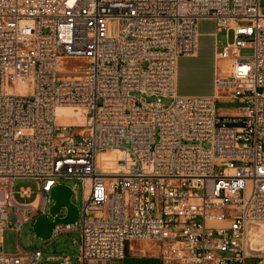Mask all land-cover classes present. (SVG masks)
I'll return each instance as SVG.
<instances>
[{"label":"built area","instance_id":"built-area-1","mask_svg":"<svg viewBox=\"0 0 264 264\" xmlns=\"http://www.w3.org/2000/svg\"><path fill=\"white\" fill-rule=\"evenodd\" d=\"M201 20L232 33L214 50L230 71L215 68L212 96H178V60L196 56ZM61 58L85 64L64 78ZM219 100L242 109L220 115ZM59 108L82 124L57 121ZM108 152L127 165L104 170ZM17 179L36 181L31 203L15 200L33 196L13 190ZM66 180L82 183L83 206L51 239L78 233V264H122L131 242L157 244L162 264H264L248 235L264 223L259 0H0V220L13 208L18 234L64 218L50 208ZM41 259L19 244L4 254L0 229V264Z\"/></svg>","mask_w":264,"mask_h":264},{"label":"rangeland","instance_id":"rangeland-1","mask_svg":"<svg viewBox=\"0 0 264 264\" xmlns=\"http://www.w3.org/2000/svg\"><path fill=\"white\" fill-rule=\"evenodd\" d=\"M114 28L116 24H111ZM197 31L199 34V47L196 58L182 57L178 64V80H177V95L178 96H212L214 95V81L215 68L217 71L227 73L228 63L220 62L215 64L214 60V39L208 35L215 31V25L209 20H201L198 22ZM227 37V38H226ZM216 42L225 44L226 41L231 43L233 41L232 33L226 35L225 31H221L216 36ZM253 54L251 49H243L240 52L241 57L249 58ZM83 60H76L72 58H61L58 62L59 73L64 78H72L74 71L84 67ZM217 113L220 115H233L242 109V105L234 100H219L216 104ZM81 116V114H80ZM204 147H207L204 145ZM98 162L104 170H117L120 167L127 165L128 161L124 155L118 152H108L101 154L98 157ZM120 162L122 166H120ZM119 166V167H118ZM63 185L73 188V195L71 203L78 209L83 206V187L80 181L66 180L61 181ZM22 188H28L32 191L31 199H20L16 194L15 200L20 204H29L34 200L37 193V184L34 180L17 179L13 182V190L18 192ZM3 193H1L2 199ZM8 218L0 220L1 241L3 244V252L6 255H12L17 252V245L26 251L31 252L40 250L42 252V259L40 264H58L47 261L52 256H60L61 260L68 257L69 264H78V254L80 245V236L78 233H71L55 237L47 242L38 239L33 233L32 223L24 225L17 234L15 228L16 217L13 208H5ZM65 210L61 215H64ZM30 215V213H28ZM129 244H135L131 242ZM256 246V245H254ZM262 245H257L256 248H261ZM259 255L264 256V252H259ZM124 264V261L122 262Z\"/></svg>","mask_w":264,"mask_h":264},{"label":"water","instance_id":"water-1","mask_svg":"<svg viewBox=\"0 0 264 264\" xmlns=\"http://www.w3.org/2000/svg\"><path fill=\"white\" fill-rule=\"evenodd\" d=\"M72 191L66 185H57L51 191V199L55 203L50 208V215L55 217L60 213L61 208H65V217L64 218H55L53 222H50L46 217H39L35 220L32 230L35 236L47 242L51 240L53 230L59 226H69L75 225L78 221L79 211L78 208L71 203Z\"/></svg>","mask_w":264,"mask_h":264},{"label":"crops","instance_id":"crops-1","mask_svg":"<svg viewBox=\"0 0 264 264\" xmlns=\"http://www.w3.org/2000/svg\"><path fill=\"white\" fill-rule=\"evenodd\" d=\"M259 10L260 13L264 15V0H259ZM217 34L218 33L216 32L215 29V31H213L208 35L209 37H212L214 39V43H213L214 50H215V45L217 43L215 40ZM198 45H199V40H198ZM192 58H196V57H192ZM180 59L178 60V64L180 62ZM214 75H215V71H214ZM177 80H178V76H177ZM159 252H160V248L155 243L135 242V244H128L127 249L125 251V258L123 261L124 264H162L159 259ZM66 260H69L68 257H65L63 260H61L60 256H52L47 259V261L55 262L58 264H66Z\"/></svg>","mask_w":264,"mask_h":264},{"label":"bare ground","instance_id":"bare-ground-1","mask_svg":"<svg viewBox=\"0 0 264 264\" xmlns=\"http://www.w3.org/2000/svg\"><path fill=\"white\" fill-rule=\"evenodd\" d=\"M197 56V54H196ZM195 56V57H196ZM228 63V70L227 73L230 71V62L225 61ZM57 121L64 123L65 125H74L80 126L82 124V118L79 112H74V110L69 108H59L56 110ZM61 115L66 116L68 119L61 120L59 117ZM249 242L253 245H262L261 248H257L259 252H264V223H260L255 227H252L249 230Z\"/></svg>","mask_w":264,"mask_h":264}]
</instances>
